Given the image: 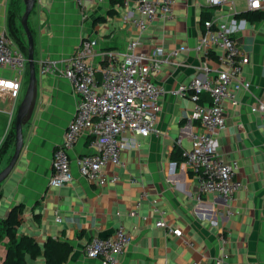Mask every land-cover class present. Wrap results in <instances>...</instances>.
I'll return each instance as SVG.
<instances>
[{"label": "crops", "instance_id": "0c3cea01", "mask_svg": "<svg viewBox=\"0 0 264 264\" xmlns=\"http://www.w3.org/2000/svg\"><path fill=\"white\" fill-rule=\"evenodd\" d=\"M228 1L234 2L236 10L225 6L222 17L251 58L243 71L252 83L249 91L238 94L239 105L229 108L225 127L216 136L221 156L238 162L242 187L233 198L199 194L196 178L182 156L174 154L191 147L196 126L189 118L195 102L172 94L162 99L158 133L125 134L139 144H129L122 150V162L107 166L109 175L119 177L116 182L99 186L80 176L77 156L96 148L93 137L84 135L70 153L74 180L61 187L50 186L53 151L63 140L78 95L65 77L42 74L37 64L35 95L23 122V148L15 167L0 183V218L23 204L18 234L33 235L40 244L48 236L69 240L73 251L64 264H101L99 259L85 256L84 246L94 235L111 234L120 225L128 229L131 241L118 255L117 264H217L222 255L225 264H264V112L251 111V106L264 99V18L251 21L240 15L249 10L248 0ZM207 6V0H177L173 18L154 20L140 34L131 22V16L137 15L134 0L123 5L85 0L84 7L74 0H37L28 23L37 62L69 58L87 36L98 38L102 51L122 53L132 36L140 37L144 50L157 45L166 51L176 49L175 62H165L158 75L167 88H173L197 74L202 62L217 66L215 56L202 57L194 50ZM10 9H17L16 22L21 24L24 0H0V33L9 30ZM94 61L103 64L105 60L99 55ZM13 75L14 71L0 67V76ZM22 93L13 117L0 111V170L14 152V143L3 153L1 148L15 122ZM0 102L7 109L11 106L6 96ZM137 201L139 214L133 215L130 211ZM158 220L166 226H157ZM170 226L180 227L183 235L167 234ZM7 243L8 237L2 233L0 264ZM37 263L45 264L42 257Z\"/></svg>", "mask_w": 264, "mask_h": 264}, {"label": "built area", "instance_id": "2783aa9c", "mask_svg": "<svg viewBox=\"0 0 264 264\" xmlns=\"http://www.w3.org/2000/svg\"><path fill=\"white\" fill-rule=\"evenodd\" d=\"M74 1L80 7L85 6V0ZM134 1L137 15L131 16V22L142 34L154 20L173 18L177 0ZM207 2L206 8L211 10L212 15L201 19L203 32L194 50L202 57L215 56L217 66L211 67L204 61L197 74L173 88H167L158 75L165 62H175L177 50L166 51L159 45L151 50L141 49L139 36H132L122 53L99 50V39L87 36L69 58L63 61L43 58L37 62L42 74L65 77L78 95L76 109L63 140L53 151L52 174L48 181L50 186L61 187L74 180L70 153L84 135L93 137L96 148L77 156L80 176L99 186L116 182L119 177L109 175L107 166L121 163L122 150L129 144H139L134 138L127 139L125 134L147 136L158 133L162 99L172 94L188 96L195 102L189 118L196 130L191 147L182 148V156L184 164L197 180L198 193H215L225 200L233 198L242 187L237 175L238 162L227 161L221 156L216 148V136L225 127L229 108L239 105L238 94L251 89V80L244 76L243 71L251 58L222 17L225 6L236 10L234 2ZM248 7L264 10V0H248ZM185 48L180 46L181 50ZM99 55L105 60L103 64L94 61ZM27 66V54L8 30L0 33V67L14 71L12 77L0 76V97L6 96L11 101L8 109L0 102V111L7 112L11 117L24 89ZM205 94L209 97L208 102H202ZM251 111L264 112V99L251 106ZM145 195L143 191L142 196ZM139 208L140 201H137L130 213L139 214ZM156 225L166 226L163 220H158ZM166 232L169 235H183L182 229L175 226L167 227ZM130 241L128 229L120 225L111 234L91 237L84 246V254L87 258L99 259L101 264H117L118 255ZM223 257L216 259L217 264H225Z\"/></svg>", "mask_w": 264, "mask_h": 264}, {"label": "trees", "instance_id": "16d2710c", "mask_svg": "<svg viewBox=\"0 0 264 264\" xmlns=\"http://www.w3.org/2000/svg\"><path fill=\"white\" fill-rule=\"evenodd\" d=\"M126 1L127 0H110V3L112 5H123ZM16 11L17 9L9 10L8 32L10 36L14 38L21 50L25 54H28V42L26 45L20 40L19 32L24 29L21 24L17 25ZM211 13L210 9L204 7L201 19L203 20L209 18L212 15ZM240 15L251 21L260 20L264 18V10L249 9L241 12ZM27 73H29L28 66ZM202 100V102H208L209 97L205 94L202 96ZM14 141L15 124H13L8 137L1 148V153L5 152L7 148L14 143ZM174 154L176 157L182 156V150L177 149ZM23 210V204L16 205L11 209L7 217L0 218V235L4 233L8 237L7 252L2 264H38L37 259L40 257L44 259L45 264H64L69 259V256L73 251L72 243L67 239L48 236L47 239L40 244L33 235L28 233L18 234L17 229L20 224V216L23 213Z\"/></svg>", "mask_w": 264, "mask_h": 264}, {"label": "water", "instance_id": "95a60500", "mask_svg": "<svg viewBox=\"0 0 264 264\" xmlns=\"http://www.w3.org/2000/svg\"><path fill=\"white\" fill-rule=\"evenodd\" d=\"M36 1L37 0H24L25 11L21 17V25L24 29L28 42L27 61L29 69V79L24 97L19 105L15 117L14 152L7 165L2 170H0V183L9 176L16 163L18 162L19 155L24 144L23 122L31 108L35 95L37 81V59L35 58V39L33 32L29 27L28 19Z\"/></svg>", "mask_w": 264, "mask_h": 264}, {"label": "rangeland", "instance_id": "374dc122", "mask_svg": "<svg viewBox=\"0 0 264 264\" xmlns=\"http://www.w3.org/2000/svg\"><path fill=\"white\" fill-rule=\"evenodd\" d=\"M19 34H20V40L22 41V43L27 45V38H26V34H25L24 30H22V31L20 30ZM28 79H29V73H27V75H26V80H25V84H24V91L22 93L23 97H24V94H25V91L27 88Z\"/></svg>", "mask_w": 264, "mask_h": 264}]
</instances>
